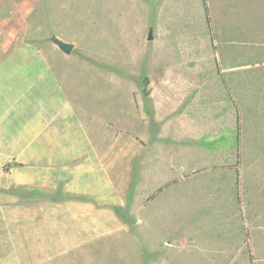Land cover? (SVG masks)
Here are the masks:
<instances>
[{"label": "rangeland", "instance_id": "1", "mask_svg": "<svg viewBox=\"0 0 264 264\" xmlns=\"http://www.w3.org/2000/svg\"><path fill=\"white\" fill-rule=\"evenodd\" d=\"M189 1L180 0V5L186 6L187 14L192 9L195 15L196 4ZM148 6L149 0H0V59L43 56L60 61L56 70H60L62 107L67 106L86 125L109 178V201L99 204L95 195L65 191L63 181L45 187L11 183L12 174L27 164L19 160L0 163V197L4 198H0V264H180L176 236L170 232L158 235L155 229L149 232L136 217L140 198L142 202L154 198L156 186L172 196L176 185L171 183L179 181L181 175L178 167L166 163L165 124L160 121L157 126L152 116L153 101L161 97L165 102L166 93L179 92L177 96L189 99V107L200 103L197 122L200 119L202 133L219 141L211 149L206 145L205 155L224 159L243 152L264 154V144L260 143L245 148L231 146L235 128L232 114L224 111L219 129L213 123L216 114L214 119L210 116L209 123L205 121L209 110L216 112L212 106L221 96L227 100L234 92L238 97L248 92L259 98L264 93V42L259 29L253 43L241 44L236 51H218L220 35L211 0L204 26L196 32V25L189 24L188 34L183 29L182 34L170 38L173 50L170 47L165 53L158 49L154 57L148 28L143 27L148 23ZM186 17L182 16L183 22ZM140 26L142 33L138 35ZM53 36L73 43L71 52L61 51L51 40ZM234 54L235 61L249 65L226 66ZM165 76L170 79L165 81ZM175 76H182L183 81H174ZM223 76H235L236 81L222 82ZM257 97L262 107L264 100ZM252 118L264 126L263 111L256 110ZM212 126L216 128L209 130ZM251 141L249 138L244 143ZM73 164V160L66 162V166ZM93 165H97L95 158ZM56 167L46 164V171L53 172ZM167 170L174 175L151 181L146 178ZM140 173L141 179L135 183ZM95 174L94 169L97 180ZM73 199L93 202L94 210L49 206L44 218L41 211L30 217L25 211L43 200ZM89 217L105 221L106 231L94 226L91 234L87 226L70 224V219ZM198 260L193 264H203Z\"/></svg>", "mask_w": 264, "mask_h": 264}, {"label": "crops", "instance_id": "2", "mask_svg": "<svg viewBox=\"0 0 264 264\" xmlns=\"http://www.w3.org/2000/svg\"><path fill=\"white\" fill-rule=\"evenodd\" d=\"M191 2L196 4L195 15L190 7L187 14L188 9L180 5V0H160V3L158 0H149L148 23L143 27L147 26L148 33L152 35L148 40L152 44L154 57L158 49L165 53L170 50L172 35L182 34L183 29L188 34L189 24L192 27L196 25V32L199 26H204L206 8L209 17L211 0ZM213 8L220 35L221 45L215 43L218 51H236L241 44L253 43V35L258 33V29L264 42V0H213ZM184 14L187 16L186 22L182 21ZM190 15H194L191 20ZM158 18L161 22L163 18L166 20L157 23ZM165 32L167 37L163 35ZM141 33V26L137 27V34ZM171 48L173 50L174 46ZM235 58L234 54L232 59L225 62L226 66L249 65L238 63ZM59 62L43 56L0 59V163L19 160L27 164V167L12 174L11 183L45 187L52 182L63 181L65 191L92 198L95 195L99 204H106L109 201V178L94 152L93 142L86 132L87 127L72 115L67 106L62 107L60 101V70H56L60 66L56 63ZM180 77L175 76L174 81L182 82ZM228 77L223 76L221 81H236L235 76ZM164 79L168 81L170 77L165 76ZM178 93H166L165 102L161 97L154 100L152 116L157 126L160 121L165 124L164 138L168 144L166 163L178 167L181 175L179 181L171 183L172 187L176 185L172 196L162 193L156 186L154 198L148 202H142L141 198L138 200V224L147 226L149 232L155 229L154 233L158 235L168 232L174 234L180 264H193L196 259L203 264H263L264 154L243 152L225 156L224 159L220 155H205L206 145L211 149L218 139L206 138L209 134L202 133L205 131L199 126L200 119L197 122L200 103L196 102L197 105L189 107V99L177 96ZM239 95L234 92L233 97L227 100L222 96L215 99L212 110L216 112L211 113L209 110L205 121L209 123L212 120L210 116L214 119L216 114L213 123L216 122L219 129L221 115L224 111L228 112L235 116L232 119L235 125L231 139L233 148L264 144V126L252 118L256 110L264 114V101L261 103L262 109L256 102V94L252 96L251 93L243 92ZM260 98L264 100V93L260 94L258 100ZM215 128L212 126L208 129ZM249 138L252 141L244 143ZM94 158L97 161L95 167ZM70 160L74 164L66 166ZM46 164L58 167L53 172L46 171ZM94 169L97 180H94ZM173 175L172 170H167L155 176L147 174L146 178L166 179ZM135 179V183L140 180L141 173ZM103 187L106 189L103 190ZM92 204L77 199L63 202L43 200L25 211L28 217L34 211H41L44 218L46 207L49 206L60 209L61 205H71L76 209L85 207L94 210ZM70 220V224L89 227L91 234L94 226L100 231H106L103 229L106 222L102 219L89 217ZM37 242L42 240L37 239ZM41 257L44 258V252ZM172 257L178 258L176 255Z\"/></svg>", "mask_w": 264, "mask_h": 264}, {"label": "water", "instance_id": "3", "mask_svg": "<svg viewBox=\"0 0 264 264\" xmlns=\"http://www.w3.org/2000/svg\"><path fill=\"white\" fill-rule=\"evenodd\" d=\"M152 35L148 33L147 39H151ZM51 40L58 46V48L63 51L64 53H70L73 48V43L64 41L57 36H53Z\"/></svg>", "mask_w": 264, "mask_h": 264}, {"label": "trees", "instance_id": "4", "mask_svg": "<svg viewBox=\"0 0 264 264\" xmlns=\"http://www.w3.org/2000/svg\"><path fill=\"white\" fill-rule=\"evenodd\" d=\"M204 1H205V0H204ZM206 17H208V16H207V8H206Z\"/></svg>", "mask_w": 264, "mask_h": 264}]
</instances>
